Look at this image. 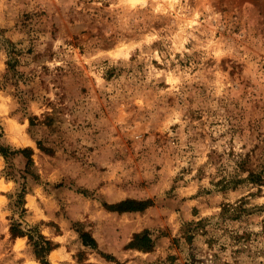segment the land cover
Segmentation results:
<instances>
[{
    "label": "rangeland",
    "instance_id": "obj_1",
    "mask_svg": "<svg viewBox=\"0 0 264 264\" xmlns=\"http://www.w3.org/2000/svg\"><path fill=\"white\" fill-rule=\"evenodd\" d=\"M0 134V264H39L13 222L51 264H264V184L224 187L264 158V0H0Z\"/></svg>",
    "mask_w": 264,
    "mask_h": 264
},
{
    "label": "trees",
    "instance_id": "obj_2",
    "mask_svg": "<svg viewBox=\"0 0 264 264\" xmlns=\"http://www.w3.org/2000/svg\"><path fill=\"white\" fill-rule=\"evenodd\" d=\"M14 53V52H13ZM7 65L9 68L13 69L15 67V56L11 55ZM31 124L32 121L30 122ZM1 137V134H0ZM22 154L27 159V166L32 163L31 148H24L19 150H11L9 147L3 146L0 143V155L4 158H8L10 155ZM262 163L260 164V168L258 171L246 169L244 166L245 159H242L238 166L237 171L246 172L247 175L243 179L239 178H231L230 182H227L224 187H228L232 183L245 182L251 185L262 186L264 184V158H261ZM234 181V182H233ZM24 196L25 191L22 190L20 193H17L16 200H14V204L22 205L24 204ZM10 198H12L10 196ZM152 204L151 200H124L118 202L116 204H103L105 208L111 211H116L119 213L123 212H137L146 209L148 206ZM243 206V205H242ZM241 205L238 207H233L230 204L224 206L223 213L220 214V217L225 220L227 218L234 219L241 216L240 213H246L247 208H243ZM229 216L226 217V215ZM208 219H200L197 222L188 223L186 228V238L188 241L193 239L194 233L199 230H203L204 233H207L205 229V222ZM79 234V238L82 244L91 249H97L98 244L95 238L87 231L77 230ZM10 234L12 238L18 237H26L27 238V246L31 252V255L39 264H51L48 260L49 254L57 248V244H55L51 239L47 238L45 235L41 233V230L37 227L29 228L24 230L22 225L18 222H13L10 225ZM236 237L238 234L235 235ZM239 237V236H238ZM236 239V238H235ZM210 244L213 243L214 238L210 237L207 240ZM127 248L137 249L144 252H149L153 249V240L148 231H143L141 233H135L132 237L131 242L127 245Z\"/></svg>",
    "mask_w": 264,
    "mask_h": 264
}]
</instances>
